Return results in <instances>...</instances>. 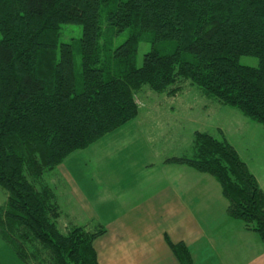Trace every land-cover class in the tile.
<instances>
[{"label":"trees","instance_id":"16d2710c","mask_svg":"<svg viewBox=\"0 0 264 264\" xmlns=\"http://www.w3.org/2000/svg\"><path fill=\"white\" fill-rule=\"evenodd\" d=\"M68 25L81 27L79 40L61 39ZM185 82L264 127V0H0V239L17 258L99 264L94 241L106 229L63 224L44 175L137 117L144 86L175 95ZM164 162L212 175L227 215L264 244V190L225 135L196 130L193 153ZM169 244L194 264L184 242Z\"/></svg>","mask_w":264,"mask_h":264},{"label":"crops","instance_id":"0c3cea01","mask_svg":"<svg viewBox=\"0 0 264 264\" xmlns=\"http://www.w3.org/2000/svg\"><path fill=\"white\" fill-rule=\"evenodd\" d=\"M137 117L122 127L131 122L134 126ZM121 131L108 154L118 159L117 167H111L104 154L111 146L100 145V151H93L90 158L84 154L83 165L74 153L50 174L63 217L67 214L61 196L66 195L70 208L87 219L84 224L65 225L89 228L92 222L95 228L106 229L94 241L99 264H181L169 241L184 242L194 264L202 263L199 258L207 250L215 253L217 264H264L263 242L255 231L227 215L228 202L217 181L187 165L165 163L167 157L161 165L149 163L147 132L141 137ZM99 141L85 150L95 149ZM252 173L264 190V181ZM205 219L212 225L205 227ZM205 243L209 249L202 251ZM237 247L242 248L239 254Z\"/></svg>","mask_w":264,"mask_h":264},{"label":"rangeland","instance_id":"374dc122","mask_svg":"<svg viewBox=\"0 0 264 264\" xmlns=\"http://www.w3.org/2000/svg\"><path fill=\"white\" fill-rule=\"evenodd\" d=\"M63 33L66 35L61 37L64 41H73L72 38L79 40L81 37V27L79 25H68L64 28ZM126 37L127 30L117 35L113 40V47L122 43ZM151 48L152 42L150 39L146 38L140 41L136 58L137 66L141 65L144 54ZM75 49L76 69L80 72L81 55L78 47H75ZM239 61L245 65H258V58L256 56L243 55ZM136 99L140 110L138 117L134 120L135 125H131V122L126 127L119 129L120 131H114L107 137L105 136L109 142L102 139V141H99V145L93 147L95 149H91L90 151L81 150L75 153L79 154L76 160L80 164L83 165L85 162L84 154L90 158V156H93L91 154L93 151H100V145L101 148L111 146L112 141L121 137L124 132L121 130H125L127 133L130 132L135 136L141 135V137L147 132L145 133V140L147 142V149L145 150H148L149 153L147 161L152 164L161 165L165 157L191 155L193 153L192 141L196 130L206 131L217 137H221V132H218V127H220L223 130V135L234 144L240 156L249 164L251 170L256 173L261 181H264V127L245 116L239 109L216 101L214 98L205 95L199 87L191 85L189 82H185L182 90L175 95L158 93L148 86H144L137 93ZM113 148L114 146H111L110 149H105L107 154L105 152L104 154L109 158L110 166L117 167L118 159L108 156L109 151L113 150ZM205 176V178L217 181L210 174ZM49 177V173L44 175L45 180H50ZM54 182L56 185H59L58 179L54 180ZM95 182H99L98 178H95ZM5 200L6 193L0 188V205ZM61 200L67 214V216L61 219L63 224L66 222H70L71 224H84L87 222V219L81 212L70 208V204L72 203L68 202L66 195H62ZM235 222L240 223L242 221L236 219ZM63 224H61V227L64 229L66 226L64 227ZM89 225L90 229L95 228L92 222ZM211 225L212 221L205 219V227ZM206 246L207 244L205 243L202 251L204 248L205 250L209 249ZM236 251L239 254L242 248L237 247ZM199 259L203 260L201 264H217L215 253L210 250H207L203 258L200 256ZM237 263L235 261L233 264ZM0 264L25 263L16 257L10 245L0 239Z\"/></svg>","mask_w":264,"mask_h":264}]
</instances>
